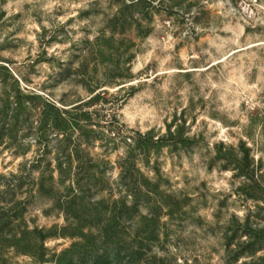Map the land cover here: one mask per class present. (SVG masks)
Wrapping results in <instances>:
<instances>
[{"label": "rangeland", "instance_id": "rangeland-1", "mask_svg": "<svg viewBox=\"0 0 264 264\" xmlns=\"http://www.w3.org/2000/svg\"><path fill=\"white\" fill-rule=\"evenodd\" d=\"M137 1L0 0V112L34 95L14 138L0 114V264H264V0Z\"/></svg>", "mask_w": 264, "mask_h": 264}, {"label": "trees", "instance_id": "trees-1", "mask_svg": "<svg viewBox=\"0 0 264 264\" xmlns=\"http://www.w3.org/2000/svg\"><path fill=\"white\" fill-rule=\"evenodd\" d=\"M141 0H138L137 2H133L134 4H139ZM99 94L97 93L94 96H91L88 100L82 101L81 103H79L76 107H80L83 105H88L91 104L92 102H94L97 98H98ZM34 97V95H27L24 92H6L5 94V100H4V104L2 107V110L0 112V114H2V121H3V126H2V130L4 131H8L10 133V135H12L11 137L14 138V131L17 129V127L21 124V122L23 121V116L24 114L27 113V111L29 110V106L32 105V101H30L32 98ZM47 106H49L50 108H54L56 110H58V108H56V106L52 103H47ZM65 113V111H62ZM60 113V111H59ZM76 121H72V120H68L65 118H62L61 115L56 116V117H50L46 120V124L48 125L49 128H51L50 130L52 132H54L57 136L60 134H66L68 136V138L66 140L71 139V134L68 133L69 129L72 128H77L78 124H76ZM145 140V142L148 143V141L150 139H148V136L145 135V137L143 138ZM146 143V147L147 144ZM141 144V142H140ZM139 145V144H138ZM142 145H139V147L141 148ZM44 161L43 157H39L33 164V167L39 168L41 167L42 163ZM72 158L68 157L65 159H58L57 160V167L58 169H60V171H66V169L70 168L72 165ZM92 164H91V160L88 159H79L78 160V171L76 172V174L78 175V178L76 180V182L73 184V187H71V190L75 191H85L86 187H88L89 183L85 182L84 179L82 178V176L84 175V173L86 174L87 171H89L90 169L92 170ZM51 169V162H47L46 166L43 168L44 170V174L42 176V181H41V190L45 189V180H46V176H45V172H48V170ZM91 180V179H89ZM76 184V186H75ZM9 186H11L9 184ZM90 188V187H89ZM82 226H80L79 229L82 230L81 228ZM70 229L69 226H66L65 228H62V231L64 230H68ZM63 233V232H62ZM61 235H65L62 234ZM72 235H80L82 237H85V233L84 232H78L77 230L72 232ZM26 244L24 247V250L27 251L28 253L32 254L34 257H37L41 260L46 259L45 258V250H46V240L56 234H52L51 232H47L44 229H39V228H34L33 230H28V232L26 233ZM85 247L87 248V245H83V244H74L70 249H67L62 256H64V260L65 261H61L62 264H72L74 262V258L77 256L78 258L81 259H85V258H93L95 259V264H110V254H97V256L94 253V249L98 248V246L91 244V250L90 254L87 252L82 251V249H85ZM76 249V250H75ZM118 255L120 256L121 253L119 251ZM99 256V257H98ZM63 259V258H61ZM45 261V260H44ZM60 262V263H61Z\"/></svg>", "mask_w": 264, "mask_h": 264}]
</instances>
